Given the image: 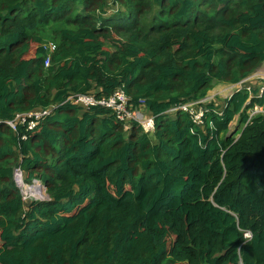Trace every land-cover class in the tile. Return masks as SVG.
I'll use <instances>...</instances> for the list:
<instances>
[{"label":"trees","instance_id":"1","mask_svg":"<svg viewBox=\"0 0 264 264\" xmlns=\"http://www.w3.org/2000/svg\"><path fill=\"white\" fill-rule=\"evenodd\" d=\"M263 61L264 0H0V264H264V95L167 112ZM118 88L155 132L69 99Z\"/></svg>","mask_w":264,"mask_h":264},{"label":"built area","instance_id":"2","mask_svg":"<svg viewBox=\"0 0 264 264\" xmlns=\"http://www.w3.org/2000/svg\"><path fill=\"white\" fill-rule=\"evenodd\" d=\"M51 49H54V45L52 44L49 46V51ZM47 60H50V58L48 57ZM241 87L242 85L240 84L239 88ZM247 88L248 90H250V87ZM262 95H264V88L260 90L259 95L257 96H262ZM69 99H75L78 102V104L83 103L86 106L95 105V104L105 106L108 109H110L120 121L124 123H130L136 120L140 125H142L145 132L151 134V132L155 131L156 125H155L154 115L145 116L144 112L141 109H135V110L130 109L129 108L130 98L122 88H118L110 96L103 97L101 99H97L91 94H78L75 96H71ZM202 102L203 100L183 103L178 106L172 107L169 111H177L179 109L185 110L190 112L197 122H202V115L204 108L199 105ZM195 105H198V107L195 108L194 107ZM49 113L50 110H43V111L34 110L23 114H18L14 119L8 120L6 121V123H8L13 130H16L17 128L16 125L18 121L24 122L28 117L29 118L34 117L36 120H39ZM257 115L264 116V104L263 105L255 104L249 109L248 121H250ZM36 120H32L30 122L29 127H33L36 123ZM15 182L20 187L24 200L46 199V188L43 182L41 181V179L32 178L31 181H27L25 179L23 170L20 167H18L15 171ZM246 236L249 237L250 233H246Z\"/></svg>","mask_w":264,"mask_h":264},{"label":"rangeland","instance_id":"3","mask_svg":"<svg viewBox=\"0 0 264 264\" xmlns=\"http://www.w3.org/2000/svg\"><path fill=\"white\" fill-rule=\"evenodd\" d=\"M110 3H113V1H110ZM110 11H111V9H108V12H110ZM108 12L106 11L107 14H108ZM257 74H263V75H261V77H257ZM250 75L253 76L252 79L249 77L244 78V81L251 79L246 83L248 86L251 87L250 89L251 90H253L255 88H258V90L263 89L264 88V84H263V82H264V61L262 63H259ZM222 84H224V83H220V84L214 83L213 86L209 89L207 96H206L207 97L206 102L207 103L215 102L219 112H221L223 110L222 106H223V103H224L226 97H228V95L231 92H233L234 90H236L237 87L239 86V84H234L233 85L234 88L232 90L226 91L225 90L226 88L221 87ZM244 86H245V84H243L241 89L240 88L239 89L240 90L244 89L243 88ZM216 92L217 93L219 92L218 95H213ZM252 94H253V92H251V96H252ZM140 119H141V117H140ZM238 119H239V114H237L235 116V118L232 120V122L230 123V128H229L232 136H235V137L239 136V132L243 128V124H240ZM127 130L129 131V129H127ZM127 134H129V133H127Z\"/></svg>","mask_w":264,"mask_h":264},{"label":"clouds","instance_id":"4","mask_svg":"<svg viewBox=\"0 0 264 264\" xmlns=\"http://www.w3.org/2000/svg\"><path fill=\"white\" fill-rule=\"evenodd\" d=\"M257 75H259L258 77H261V75H263V74H257ZM248 77L251 78V79L253 78L252 75H250V76H248ZM251 79H248V80H246V81H244V79H243V80H241V81L238 82V83H229L231 86H228L225 90H226V91H230V90H232V89L234 88V87H233L234 84H239V86H240V84H241V85L245 84V86H244L243 88H246V89L248 90L247 87H250V86H248L246 83H247L249 80H251ZM239 86L237 87L236 90H234L233 92H231V94H229L228 97L232 96V95L234 94V92L240 90L241 88L239 89ZM250 88H251V87H250ZM250 90H251V89H250ZM248 91H249V90H248ZM216 93H217V92H216ZM218 93H219V92H218ZM218 93H217V94H218ZM228 97H226V99H227ZM226 99H225V100H226ZM201 100H203V102L200 103L199 105L202 106V107L204 108V111H205V110H206V108H205V104L207 103V102H206V101H207V97L200 98V99L195 100V101H201ZM189 102H194V101H188V102H185V103H189ZM180 104H183V103H180ZM180 104H178V105H180ZM178 105H174V106H172V107H175V106H178ZM172 107H171V108H172ZM194 107L197 108L198 105H195ZM223 107H224V106H223ZM251 107H252V106H251ZM251 107H250V108H251ZM171 108H169L167 112L172 113V114H173L174 112H176V111H169ZM250 108L247 109V113H248V111H249ZM179 110H181V109H179ZM217 110H218V108H217ZM177 111H178V110H177ZM184 111H185V110H184ZM204 111H203V114H204ZM218 112H219V110H218ZM219 113L221 114L222 112H219ZM191 115H192V114H191ZM192 117H193V116H192ZM193 119H194V117H193ZM194 120H195V119H194ZM251 120H252V119H251ZM251 120H250V121H251ZM123 123H124V122H123ZM195 123H196L197 125H199L201 128L204 129L206 124H205V120H204V118H203V115H202V122H197V121L195 120ZM124 124H125V126H126L125 128L129 129V128L131 127L132 122H130V123H124ZM155 125H156V122H155ZM155 129H156V128H155ZM154 132H155V131H154ZM229 132L231 133L230 129H229ZM41 181H42V180H41ZM43 184H44V183H43ZM45 188H46V187H45ZM47 194H48V193H47V191H46V199H49L50 197L47 196ZM46 199H43V200H46ZM246 233H248V232H246ZM250 236H251V235H250ZM250 236H249V237H250ZM246 237H247V236H246Z\"/></svg>","mask_w":264,"mask_h":264},{"label":"crops","instance_id":"5","mask_svg":"<svg viewBox=\"0 0 264 264\" xmlns=\"http://www.w3.org/2000/svg\"><path fill=\"white\" fill-rule=\"evenodd\" d=\"M255 75H256V74H255ZM258 76H259V75H257V77H258ZM228 86H231V85H230V84H225V83L221 85L222 88H227ZM213 95H218V94L215 93V94H213ZM224 102H225V101H224ZM214 103H215V102H214ZM215 104H216V103H215ZM223 105H224V103H223ZM222 107H223V106H222Z\"/></svg>","mask_w":264,"mask_h":264},{"label":"water","instance_id":"6","mask_svg":"<svg viewBox=\"0 0 264 264\" xmlns=\"http://www.w3.org/2000/svg\"><path fill=\"white\" fill-rule=\"evenodd\" d=\"M47 196H49V195L47 194Z\"/></svg>","mask_w":264,"mask_h":264}]
</instances>
